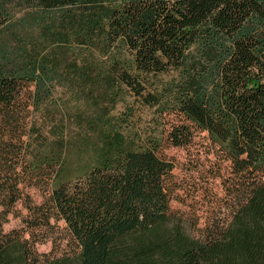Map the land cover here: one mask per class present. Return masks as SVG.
<instances>
[{
  "label": "trees",
  "instance_id": "obj_1",
  "mask_svg": "<svg viewBox=\"0 0 264 264\" xmlns=\"http://www.w3.org/2000/svg\"><path fill=\"white\" fill-rule=\"evenodd\" d=\"M17 1L41 24L0 49V264H264V0H0V31ZM59 50L70 76L128 92L163 132L115 131L66 178V129L42 117ZM200 135L229 164L227 214L192 233L171 208L164 146ZM11 219L20 227L7 231Z\"/></svg>",
  "mask_w": 264,
  "mask_h": 264
},
{
  "label": "rangeland",
  "instance_id": "obj_2",
  "mask_svg": "<svg viewBox=\"0 0 264 264\" xmlns=\"http://www.w3.org/2000/svg\"><path fill=\"white\" fill-rule=\"evenodd\" d=\"M40 24V13L26 8L20 1L10 5L7 24L0 31V49L9 55L16 51L20 40L37 39ZM72 59L68 51L56 52L54 61L58 68L52 98L48 105L42 106V117L48 116L45 125L63 124L66 129L69 145L66 178L79 176L96 164L101 148L115 131L136 140L163 132L154 111L141 107L128 92L121 89L112 92L105 87L90 88L70 76L68 68ZM78 114L85 118L83 129L77 120ZM209 145L208 138L200 135L186 148L164 146V155L175 166L173 178L176 188L171 208L192 233L227 214L222 203L223 181L229 177V164L216 160L209 151ZM27 192L35 203L43 201L42 190L29 187ZM19 227L20 221L11 219L5 230ZM38 250L50 252L51 244L40 245Z\"/></svg>",
  "mask_w": 264,
  "mask_h": 264
}]
</instances>
